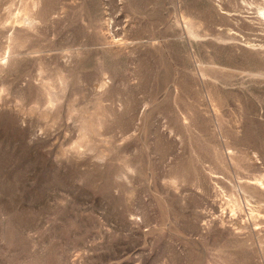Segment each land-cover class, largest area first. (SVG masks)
Returning a JSON list of instances; mask_svg holds the SVG:
<instances>
[{
	"label": "rangeland",
	"instance_id": "rangeland-1",
	"mask_svg": "<svg viewBox=\"0 0 264 264\" xmlns=\"http://www.w3.org/2000/svg\"><path fill=\"white\" fill-rule=\"evenodd\" d=\"M264 0H0V264H264Z\"/></svg>",
	"mask_w": 264,
	"mask_h": 264
},
{
	"label": "bare ground",
	"instance_id": "bare-ground-1",
	"mask_svg": "<svg viewBox=\"0 0 264 264\" xmlns=\"http://www.w3.org/2000/svg\"><path fill=\"white\" fill-rule=\"evenodd\" d=\"M263 189H264V185H262Z\"/></svg>",
	"mask_w": 264,
	"mask_h": 264
}]
</instances>
